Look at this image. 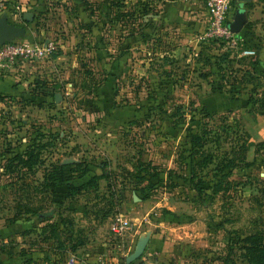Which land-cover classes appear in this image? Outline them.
Returning <instances> with one entry per match:
<instances>
[{"label":"rangeland","instance_id":"rangeland-1","mask_svg":"<svg viewBox=\"0 0 264 264\" xmlns=\"http://www.w3.org/2000/svg\"><path fill=\"white\" fill-rule=\"evenodd\" d=\"M199 4L0 0V18L25 28L12 41L55 46L0 69L3 264H148L165 236L166 264H241L244 238H264V0L243 4L235 48L204 36ZM196 134L206 143L192 149ZM34 140L46 168L63 165L51 193L43 166L4 171ZM19 203L33 212L13 220ZM119 214L132 224L123 235ZM138 235L145 248L127 261Z\"/></svg>","mask_w":264,"mask_h":264},{"label":"built area","instance_id":"built-area-1","mask_svg":"<svg viewBox=\"0 0 264 264\" xmlns=\"http://www.w3.org/2000/svg\"><path fill=\"white\" fill-rule=\"evenodd\" d=\"M232 0H203L209 24L204 36L225 41L231 48H235L239 39L232 33L228 24L231 21L233 12L230 6ZM55 46L52 42L45 44L30 43L26 41H6L0 45V69L11 67L17 60H41L46 57ZM242 55L253 53L252 50L245 49ZM132 228L130 220L124 215H117L113 219L112 230L123 235ZM74 262V256L70 257L69 263ZM99 264H117L112 259L102 260Z\"/></svg>","mask_w":264,"mask_h":264},{"label":"trees","instance_id":"trees-1","mask_svg":"<svg viewBox=\"0 0 264 264\" xmlns=\"http://www.w3.org/2000/svg\"><path fill=\"white\" fill-rule=\"evenodd\" d=\"M230 6L231 9H233V12L235 11L234 6L235 2L234 1H230ZM235 36L239 39L240 37V33L235 34ZM213 40H219L221 42H225L221 39H216L213 38ZM251 97H250V101H251ZM87 104V102H85ZM106 111H103V114H105ZM243 138H246V136H244ZM37 140L33 141V145H27L26 148L24 149L23 152L21 153H15L11 158H9L8 162L4 165V171L7 172L8 174H16L15 179H21L22 174H19L18 172L20 171H26V174L31 172L34 173L36 170V167L39 166H43V178L45 180V183L48 181V187H49V191L50 192H45L41 191V192H45V193H51L53 192L52 190L54 189V182L56 180H60L63 175L62 172L60 171L61 166H63L62 164L56 163V164H50L48 165V167L46 168L44 165V160L41 157L42 151H41V144L37 143ZM206 140L204 139L203 136L200 135H193L191 140H190V147L192 149H197V148H202L203 146H205ZM261 151L264 152V140L262 142L259 143ZM242 151L244 153H242L241 156V161L244 160V165L245 167H250L251 166V162H246V148H243ZM241 151V152H242ZM241 152H236V154H241ZM207 161V160H206ZM227 164H231L233 163V158L232 157H227ZM237 163V162H236ZM20 175V176H19ZM55 175L57 177H55ZM195 174H193L191 176L192 180H193V176ZM96 178L91 179L90 183L95 181ZM13 185V183H11ZM45 195V194H43ZM22 204H17L16 206V211L13 215V220H16L17 217H19L22 213H30L33 212V210H31L30 207L21 206ZM39 217V216H38ZM246 245V251L247 253L244 256V261L245 262H241V264H264V238L260 233H254L251 234L247 237L244 238ZM77 248V246H73L72 251H75ZM0 264H3V262L0 260ZM235 264V263H234Z\"/></svg>","mask_w":264,"mask_h":264},{"label":"water","instance_id":"water-1","mask_svg":"<svg viewBox=\"0 0 264 264\" xmlns=\"http://www.w3.org/2000/svg\"><path fill=\"white\" fill-rule=\"evenodd\" d=\"M232 1L238 2L239 7L234 12V15L232 16V20L228 24V28L232 33L238 34L242 30L244 24L246 23V16L243 9V4L251 0H232ZM29 18L30 17L28 15L25 16L26 20H29ZM24 33H25L24 27L16 26L8 23L6 17L0 18V45L4 44L6 41H12L13 38L22 36ZM142 237H140L136 250L127 257V261L134 260L142 254L145 248L146 241L148 240V235Z\"/></svg>","mask_w":264,"mask_h":264},{"label":"crops","instance_id":"crops-1","mask_svg":"<svg viewBox=\"0 0 264 264\" xmlns=\"http://www.w3.org/2000/svg\"><path fill=\"white\" fill-rule=\"evenodd\" d=\"M198 10L200 11V14H197L196 16H198L197 20H196V26L199 28L200 26H202L203 24V20H204V15H205V12H206V9L203 5V9H202V4H199V7H198ZM207 13V12H206ZM174 14H172L170 11L166 12V21L169 22V19L173 16ZM186 17H188V15H186ZM196 19V18H194ZM231 20H232V17H231ZM171 21V20H170ZM26 66L25 64L23 65V68L20 69L19 72L20 75H24V72L26 71ZM15 74V73H14ZM9 77H7V81H11L12 77L10 76H16V75H13L12 73L10 75H8ZM12 93V92H10ZM142 236V235H141ZM138 235V237H141ZM137 237V235H136ZM153 237L155 238H152L151 240H149L150 242L152 241H155L154 239L158 238V235L157 236H154ZM150 239V238H149ZM151 247L147 250V254L146 256H142L141 258L146 260L147 257H150V256H154V259L148 261V264H166V236L162 238V240H158V241H155L152 245H150ZM141 256V255H140ZM178 263V262H177ZM47 264V263H46ZM180 264V263H178Z\"/></svg>","mask_w":264,"mask_h":264}]
</instances>
